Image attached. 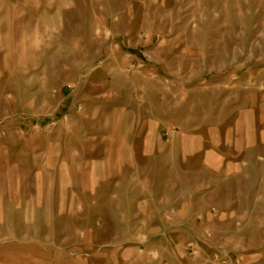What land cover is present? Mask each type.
Wrapping results in <instances>:
<instances>
[{
	"label": "rangeland",
	"instance_id": "obj_1",
	"mask_svg": "<svg viewBox=\"0 0 264 264\" xmlns=\"http://www.w3.org/2000/svg\"><path fill=\"white\" fill-rule=\"evenodd\" d=\"M0 264H264V0H0Z\"/></svg>",
	"mask_w": 264,
	"mask_h": 264
},
{
	"label": "built area",
	"instance_id": "obj_2",
	"mask_svg": "<svg viewBox=\"0 0 264 264\" xmlns=\"http://www.w3.org/2000/svg\"><path fill=\"white\" fill-rule=\"evenodd\" d=\"M63 119H64V121H66V117H63ZM174 129H175V127H171V129H170L169 131H167V133H171V132H173Z\"/></svg>",
	"mask_w": 264,
	"mask_h": 264
}]
</instances>
